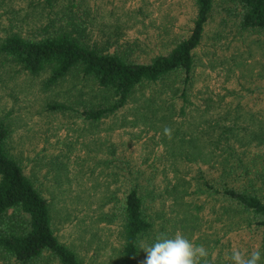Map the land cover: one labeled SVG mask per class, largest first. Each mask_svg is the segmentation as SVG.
Masks as SVG:
<instances>
[{
  "label": "rangeland",
  "instance_id": "374dc122",
  "mask_svg": "<svg viewBox=\"0 0 264 264\" xmlns=\"http://www.w3.org/2000/svg\"><path fill=\"white\" fill-rule=\"evenodd\" d=\"M69 1L54 0L53 4L61 6ZM76 1L89 7L90 15L95 16L91 34L96 40L102 42L109 32L113 37L118 35V46L113 44L110 48L118 47L130 57L145 60L166 51L186 35L194 16L193 0ZM41 4L42 0H0V41L10 31L26 36L36 31L46 17ZM221 14L217 11L207 27L199 51L200 62L189 87L188 114L177 125L167 123L174 116L172 109L169 112L150 102L149 106L156 107L155 114L163 115V120L158 121L159 115L151 114L144 106L153 89L165 97L180 88L177 74L138 87L129 102L113 115L99 121L86 120L74 111H59L48 105L62 102L81 108L88 102L104 100L107 94L94 82L79 73L44 88L45 73L30 75L0 51V117L10 126V151L48 199L60 239L72 244L86 263L108 264L118 256L119 197L123 194L120 179L124 181L123 174H127L143 177L142 181L153 179L144 193L153 206L156 202L164 204V213L149 208L159 214L155 226L158 235L172 237L179 231L194 244L208 249L209 264H232L226 256L217 259L214 247V239L227 231L223 201L201 191L191 192L197 185L187 181L188 175L196 176L197 165L206 161L200 157L187 160L181 153L187 148L188 152L197 151L195 147L200 144L219 145L215 134L222 132L223 127L218 118L224 128L233 123V130L245 134L249 142L241 143L233 136L223 138L212 153L215 156L219 152L221 156L214 157L215 162L212 155H207V160L220 167L221 157L233 148L234 157L239 156L247 168L238 166L231 175L245 177L247 169L255 181H261L264 175V38L233 29L227 37L217 39L214 33L222 27ZM210 48L216 50L217 59ZM169 99L165 101H176ZM235 115L239 118L235 119ZM160 124L164 128L172 125L171 132L176 131V137L172 133L164 137ZM230 132L226 130L225 136ZM195 136L201 138L200 143L194 144ZM125 143L128 149H123ZM153 166L159 167L156 172L151 170ZM183 166L187 173L181 172ZM138 168L145 171L139 174ZM168 186L176 191L168 194ZM184 188L191 193L180 197L177 191ZM247 234L255 233L233 231L232 247H242L245 238L249 239ZM255 236V241L251 239L253 247L261 244L264 232ZM145 257L146 253L141 252L136 264H143ZM0 264H6L2 257Z\"/></svg>",
  "mask_w": 264,
  "mask_h": 264
},
{
  "label": "trees",
  "instance_id": "16d2710c",
  "mask_svg": "<svg viewBox=\"0 0 264 264\" xmlns=\"http://www.w3.org/2000/svg\"><path fill=\"white\" fill-rule=\"evenodd\" d=\"M53 1L42 0L41 10H46V17L42 25L35 28L36 31L28 32L27 36L20 31H10L1 39L0 51L20 70L30 75L40 76L45 73L44 88L52 87L68 75L79 73L83 78L94 82L97 88L107 94L104 100L88 102L81 108L62 102L48 105L49 108L59 111H74L86 120L99 121L113 115L129 102L138 87L177 74L180 88H174L171 95L165 97L157 95L156 89H153L144 106L151 114L156 113V107L149 106L152 101L169 112L172 109L174 116L170 117L167 123H181L188 114L189 87L200 62L199 51L204 43L207 27L217 11L222 13V27H218L214 33L217 39L227 37L228 32L233 29L256 33L264 38V0H193L194 16L188 33L180 36L166 51L156 53L145 60L130 57L118 47L110 48L113 44L116 45L118 35L113 37L109 32L108 37L101 39L102 42L96 40L91 34L95 16L90 15L86 5L71 0L56 6ZM211 51L214 59H217L216 50ZM167 98H175L176 101L166 102ZM227 113L228 111L224 114L225 120L228 119ZM155 115H159L158 121L163 120L162 114ZM236 118H239V115H235ZM217 122L223 127L222 132L215 134L216 143L219 145L209 147L200 144L195 147L197 151L188 152L187 148V152H181L187 160L195 161L200 157L206 161L197 165L194 170L196 176L188 175L187 181L191 185L194 182L197 185L192 186L191 192L201 191L224 203L221 210L226 213L223 223L227 226V231L214 239L216 258L221 255L230 259L233 231H250L255 234H247L249 239L245 238L243 246L238 245V248L248 253L259 249L264 264V237L262 236L259 246L253 247V241L257 237L255 235L264 232V175L262 174L261 181H255L248 174V169L245 170L247 174L243 175L246 178L231 175L238 166L247 168L239 156L234 157L233 148L228 151V155L221 157L218 163L220 167H217L214 157L221 155L218 152L213 156L212 153L220 146L223 138L229 139L233 136L241 143L249 142L245 134L233 130V123L232 127L228 125L224 128L225 124H221L218 118ZM160 125L165 137V128L163 124ZM168 126L169 124L165 127ZM169 128L172 129V125ZM229 129L230 134L225 136L224 132ZM173 132L172 135L176 137L177 132ZM179 134L183 135V132L179 131ZM9 137L10 126L0 117V257L6 264H88L72 244L60 239L53 226L50 203L24 165L10 151ZM195 137L194 144L200 143L201 138ZM151 140L153 143L154 138ZM122 147L128 149V144L125 143ZM207 155H212L211 159L215 162L207 160ZM231 157L236 163L231 161ZM253 160L254 158L250 162ZM263 160L264 158L261 162ZM157 168L159 167L153 166L151 170L156 172ZM262 169L264 170V164ZM144 171L145 168H138L139 174ZM187 171L185 166L181 168V172ZM123 175L124 181L122 177L120 179L123 182V194L119 197L121 242L118 256L112 258L108 264H136L139 254L143 252L140 249L141 242L151 244L158 235L155 226L159 214L149 208L164 213V204L156 202L153 206L146 198V192L144 193L152 178L142 181L144 178L140 176L132 178L127 174ZM154 185L156 186L155 183ZM169 188H165L168 194L176 191L173 186ZM191 192L187 188L177 191L180 197ZM214 247L210 248L214 250ZM211 260L215 263V260Z\"/></svg>",
  "mask_w": 264,
  "mask_h": 264
},
{
  "label": "clouds",
  "instance_id": "9594fccd",
  "mask_svg": "<svg viewBox=\"0 0 264 264\" xmlns=\"http://www.w3.org/2000/svg\"><path fill=\"white\" fill-rule=\"evenodd\" d=\"M171 131L168 127L164 129L168 136ZM140 249L146 253L143 264H209L208 249L194 244L179 231L172 237L161 233L151 244L141 242ZM230 260L232 264H262V253L259 249L248 253L233 246Z\"/></svg>",
  "mask_w": 264,
  "mask_h": 264
}]
</instances>
